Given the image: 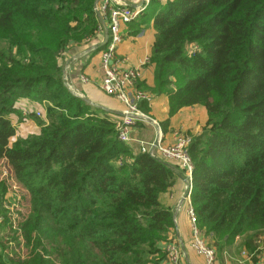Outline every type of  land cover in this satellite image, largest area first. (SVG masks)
<instances>
[{"label":"trees","instance_id":"trees-1","mask_svg":"<svg viewBox=\"0 0 264 264\" xmlns=\"http://www.w3.org/2000/svg\"><path fill=\"white\" fill-rule=\"evenodd\" d=\"M95 1L0 0V158L28 196L7 220L0 179V247L25 248L0 264H164L174 221L158 198L177 173L146 152L126 160L116 121L61 78L60 52L98 28ZM82 6L92 28L80 36L69 16ZM139 17L152 20L151 91L167 99V116L185 107L207 115L187 146L197 226L219 253L243 236L253 250L249 237L264 232V0H150ZM19 99L51 107L47 122L35 118L37 133L10 142L5 114ZM145 103L137 107L149 114Z\"/></svg>","mask_w":264,"mask_h":264},{"label":"crops","instance_id":"crops-1","mask_svg":"<svg viewBox=\"0 0 264 264\" xmlns=\"http://www.w3.org/2000/svg\"><path fill=\"white\" fill-rule=\"evenodd\" d=\"M124 2L135 5L143 0H123ZM150 0H148L149 3ZM161 4L166 0H158ZM148 5V4H147ZM147 5L141 11L140 15L144 13ZM139 15V16H140ZM140 18V17H139ZM138 20L130 22L121 26L123 41L118 45L116 49V55L118 58L124 60V66L127 67H139L141 72V77L138 82L145 91H151L154 85V75L153 66L148 63V58L152 52V45L154 41V29L152 27V20L146 19V23L138 24ZM102 38V43L99 46H103L107 41V30H103L102 34H99L95 39L99 40ZM74 45V44H73ZM69 46L64 51L65 62L61 65V59L59 65L62 66V71L65 76H69L70 82L73 84L74 89L83 96L85 100L89 103H93L95 108L100 110V114H106L107 117L115 119L117 115H120L123 107L118 103L113 97L105 95L99 88L101 80L100 72V60L99 54L97 53L99 49L103 47H98L92 53H86L83 50L86 47L83 45ZM69 53L72 56L67 54ZM83 50V51H82ZM63 54V56H64ZM145 59V60H144ZM147 59V61H146ZM144 60V61H143ZM68 61V62H67ZM144 63V64H143ZM62 72V73H63ZM80 72L85 74L89 81L85 84L78 82L77 77ZM30 100L19 99L15 107H17V112L23 113V106H27ZM32 103V102H31ZM35 104V103H32ZM38 111V108H34ZM149 114L165 123V119L168 121L165 125L166 130L163 131L162 124L160 125L163 132L162 141L164 144L172 143L174 133L178 130L188 131L190 136L199 133L207 121V115L204 109L199 107H185L178 110L172 116H167L168 103L165 97H159L157 94L153 93V99L149 105ZM24 116V115H23ZM157 122V121H156ZM33 125V130L36 129L35 124L32 122L26 123L31 128ZM34 132V133H33ZM37 132L32 131L30 134H35ZM131 137L133 138L132 143L129 145V149L132 151L131 155L134 156L138 152L135 150L139 147L149 145L154 137V129L150 124L139 123L131 129ZM183 194V182L181 177H175L171 187L159 195V202L164 207L168 208L172 213V219L174 221L173 229L168 233L166 239L173 237L180 247L181 264H202V259L197 256L194 251L189 247L188 241L190 239V228L188 224V218L186 214V209L188 206V199L182 197ZM182 201V208L176 210L177 204ZM207 241L210 235L205 236ZM211 241H213L211 239ZM251 245L254 247L250 250L248 247L243 246V242L240 238H235L231 245L223 247L221 253L218 256L221 261L228 264H264V232L258 235V239L253 240L251 238ZM165 264V262L163 261Z\"/></svg>","mask_w":264,"mask_h":264},{"label":"built area","instance_id":"built-area-1","mask_svg":"<svg viewBox=\"0 0 264 264\" xmlns=\"http://www.w3.org/2000/svg\"><path fill=\"white\" fill-rule=\"evenodd\" d=\"M147 4L148 0H143L135 5L128 4L123 0H96L93 5L95 13L98 14L99 30L102 29V24L107 30V47L101 54V89L105 94L112 95L125 104V114L120 120H115V129L119 141L127 145H130L133 141L130 132L137 122L154 121L137 107L141 101L150 102V94L136 88L140 78L139 72L136 68H122L120 66L121 61L115 56V46L122 39L121 26L137 19ZM193 50H195L194 45L190 47L189 52ZM86 79L83 75L79 76V80L83 82ZM127 98H130V103ZM23 113L24 116L30 114ZM36 115L40 116V113L36 112ZM157 132V137L149 143L148 148L145 149L142 146V150L147 151L152 156L159 154L163 158L173 159L179 168L181 167L180 170L182 169L180 177L184 179V192L188 196L192 187L193 170L192 160L187 152L189 139L180 135L175 145L163 147L159 128H157ZM181 208L182 202H179L175 212ZM186 214L192 233L189 246L202 259V264H228L220 260L216 248L208 244V241L201 236L202 232L197 228L196 216L190 203H188ZM166 241L168 242L161 243V247L165 250V263L181 264L177 243H173L169 239Z\"/></svg>","mask_w":264,"mask_h":264},{"label":"rangeland","instance_id":"rangeland-1","mask_svg":"<svg viewBox=\"0 0 264 264\" xmlns=\"http://www.w3.org/2000/svg\"><path fill=\"white\" fill-rule=\"evenodd\" d=\"M74 10V12L72 13V15H70L69 16V21H70V27H71V29H72V33L74 34H78V35H80V36H82V35H84L85 34V32L87 31V30H89V29H91L92 28V23H91V20H90V16H89V11H88V9L85 7V6H82V7H77V8H75V9H73ZM96 14V18H97V21H98V28H97V30L94 32V34L93 35H86L87 37L85 38V39H82L81 41H75V43L73 42V43H70L68 46H67V48H69V46H71V45H75V46H77L78 47V45H83V48H84V46L86 47V49L84 48L83 50H86V53H92V52H94L98 47H101V46H99L101 43H102V36H101V39H99V40H97V39H95V37L96 36H98L99 34H102V31L103 30H105L106 28H105V26L102 24V29L101 30H99V20H98V14L97 13H95ZM136 20V19H135ZM134 21V20H133ZM133 21H131V22H133ZM128 23H130V22H128ZM127 23V24H128ZM95 30V29H94ZM123 39H124V37L122 36V39H121V41L115 46V56H116V58H118V56L116 55V49H117V47H118V45L123 41ZM101 42V43H100ZM73 45V46H74ZM104 45V47L103 48H101V49H99V51L97 52L98 54H99V60H100V64H101V54H102V51H104L105 49H106V47H107V41L105 42V44H103ZM194 44H189L188 46H187V52H188V54H193L198 48H197V46L196 45H194L195 46V50H193L192 52H189V49H190V47H192ZM74 46V47H75ZM72 47V46H71ZM66 48V49H67ZM65 49V50H66ZM64 50V51H65ZM82 50V51H83ZM64 51H61L60 52V54H59V56H60V59H61V65H63L64 63H66L65 61V54H64ZM63 54H64V56H63ZM67 54L68 55H70V56H72V54L71 53H69V49H68V51H67ZM58 56V57H59ZM118 59H120V58H118ZM145 60V59H144ZM143 60V61H144ZM120 61H121V64H120V66L122 67V68H136V70L139 72V74H140V77H141V72H140V69H139V67H127L126 65L124 66V60L123 59H120ZM146 61H147V59H146ZM68 62V61H67ZM99 64V65H100ZM144 64V63H143ZM60 65V67L62 68V66ZM63 72V71H62ZM100 72H101V80H102V71H101V67H100ZM80 75H83V76H85L87 79H86V81L85 82H83V81H81V80H79V76ZM62 81H63V84L65 85V87L73 94V95H75L76 97H78V98H82L83 100H85L84 98H83V96H81V94L80 93H78L75 89H74V87H73V84L70 82V80H69V76L67 77V76H65L64 75V72L62 73ZM77 80H78V82H80L81 84H85V83H87L88 81H89V79H88V77L85 75V74H83V72H80L79 74H78V77H77ZM101 80H100V85H99V88H100V90L102 91V89H101ZM139 83V82H138ZM137 83V84H138ZM136 88H138V86L136 85ZM140 88H142V87H140ZM140 88H138V89H140ZM141 90H143V89H141ZM145 91V90H144ZM103 92V91H102ZM145 92H147V91H145ZM104 93V92H103ZM148 94H150V102H148V103H145L143 106L144 107H147V105H150L151 104V101H152V99H153V96H151V95H153V92L152 91H148L147 92ZM105 94V93H104ZM105 95H107V94H105ZM108 96H111V97H113L115 100H117L118 101V103L119 104H121L122 105V107H123V110H122V112H121V114L120 115H117L116 117H115V119L116 120H120L122 117H123V115L125 114V104L121 101V100H119L118 98H116V97H114V96H112V95H108ZM127 100H128V102L130 103V98H127ZM87 103H89L87 100H85ZM35 103V104H32V103ZM29 103V102H28ZM90 105H92L93 107H95L94 106V104L93 103H89ZM23 107H25V108H23L22 110H23V112H27V113H30L28 116H23L22 114H20L19 112H17V107H15V105H14V108L13 109H11L8 113H6L5 114V117H7L8 119H9V121L11 122V124H12V126L15 128V135H14V137H12L11 139H10V142H12L15 138H17V137H25V136H28V135H30V133L32 132V131H35V132H38L39 131V128H40V126L38 125V123L36 122V120H35V118H38L39 120L41 119V120H44L45 122H47V113H48V111H49V108L51 107V105L48 103V102H46V101H39V102H33V101H30V103L27 105V106H23ZM34 108H38V111H34V110H36V109H34ZM200 108V107H199ZM141 110V112L143 113V112H145L146 113V110L144 111L142 108H140ZM36 112H38V113H40V116H37L36 115ZM150 112V111H149ZM34 114V115H33ZM147 114V116L148 117H150L151 119H153V121L154 122H150V121H140L141 123H147V124H150L152 127H153V129H154V137H153V139H155L156 137H157V135H158V132H157V128H159L160 129V132H161V145L163 146V147H170V146H173V145H175V143H176V140H177V138L181 135V136H186L188 139H189V142H190V140L192 139V136H190V133L188 132V131H184V130H178V131H176L175 133H174V137H173V141H172V143H167V144H164L163 143V141H162V138H163V132H162V130H161V127H160V125H159V121H157V120H155V118L153 117V116H151V115H149L148 113H146ZM157 121V122H156ZM29 122H32L33 124H35V126H36V129H34L33 130V125L31 124V128L28 126V125H26V123H29ZM135 126V125H134ZM134 126L132 127V128H134ZM206 127H208L207 126V123H204V126L203 127H201L202 129H205ZM34 133V132H33ZM153 141V140H152ZM189 144V143H188ZM188 146V145H187ZM143 148H145V149H147L148 148V145H146V146H143ZM136 152H139V153H141V152H146L149 156H151V157H153V158H155L156 160H160V161H162V162H164V163H166V164H168V165H170L172 168H173V170L177 173V175H176V177H178V176H180V174H181V170H180V168H179V166H178V164L176 163V162H174V160L173 159H167V158H163V157H161L159 154H157V155H154V156H152V155H150L147 151H143L142 150V147H139L138 146V148L135 150ZM158 151V150H157ZM132 152V151H131ZM159 152V151H158ZM187 152H188V149H187ZM160 153V152H159ZM189 154V153H188ZM131 157V154H130V156L129 157H126L125 159L127 160L128 158V160L129 161H131V159L132 158H130ZM176 161V160H175ZM193 164V163H192ZM193 171V170H192ZM1 178H4V179H6L7 181H8V191L6 192V195H5V200H4V203H5V206H4V209L7 211L6 212V219L7 220H10V214L12 215V216H15V219L16 220H18L19 218H20V216L18 215L19 213H21V215L24 213V209L28 206V196H27V193H26V191H25V189H23L21 186H19V185H17V183L11 178V169H10V167L7 165V163L5 162V160L4 159H2V158H0V179ZM182 180V182H183V194H182V197L184 198V199H188V201H189V203H190V193H189V195L188 196H186V192H184V179H181ZM192 188V187H191ZM191 191V190H190ZM182 202V201H181ZM191 205V204H190ZM192 207V206H191ZM176 213V212H175ZM15 222V221H14ZM188 224H189V228H190V223H189V221H188ZM199 230H200V228L199 227H197ZM201 232H202V237L203 238H205V234L203 233V231L202 230H200ZM190 232H191V230H190ZM261 233V232H260ZM260 233H258L257 235H251L250 236V234H248L247 236H250L249 238H252L253 240H257L258 239V235L260 234ZM1 236V235H0ZM211 237V236H210ZM244 237L245 236H243L242 238L244 239ZM241 238V240H243ZM169 240H171V242H173V243H177L176 242V240L173 238V237H169L168 238ZM191 239H192V233H191V235H190V239H189V241H188V245H189V242L191 241ZM167 240V239H166ZM166 240H164V241H162L163 243L164 242H168V241H166ZM205 240L207 241V239L205 238ZM208 244H212V241H211V239L209 238V240H208V242H207ZM177 246H178V248H179V251H180V247H179V245H178V243H177ZM211 246H213V247H215L214 245H211ZM190 247V246H189ZM216 248V247H215ZM12 251H15V252H17V253H19L21 256H23L24 254H25V248L22 246V242H21V245L19 246V247H16V245L13 243V242H11V241H8V243L6 244V246L4 245V247H0V255L1 256H3V255H5V254H7V253H9V254H12ZM161 252L164 254L165 253V250L161 247ZM180 258H181V253H180ZM163 260H164V262H165V254H164V258H163ZM166 264V263H165Z\"/></svg>","mask_w":264,"mask_h":264}]
</instances>
